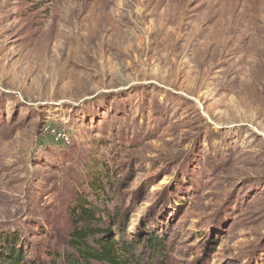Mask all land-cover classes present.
<instances>
[{
  "label": "rangeland",
  "instance_id": "1",
  "mask_svg": "<svg viewBox=\"0 0 264 264\" xmlns=\"http://www.w3.org/2000/svg\"><path fill=\"white\" fill-rule=\"evenodd\" d=\"M81 197L138 264H264V0H0V250Z\"/></svg>",
  "mask_w": 264,
  "mask_h": 264
},
{
  "label": "trees",
  "instance_id": "2",
  "mask_svg": "<svg viewBox=\"0 0 264 264\" xmlns=\"http://www.w3.org/2000/svg\"><path fill=\"white\" fill-rule=\"evenodd\" d=\"M77 204L79 222H84V226L74 232L67 250L54 254L48 261L40 256L27 259L29 255L25 248L10 242L8 237L0 250V264H138L133 241L126 239L120 227L117 233L114 231V227H118L116 215L107 212L108 217H112L113 227L101 228L96 217L100 208L82 197ZM148 247L152 255L149 264H165L164 259L159 263L152 261L157 256H165L166 240L152 235L148 237Z\"/></svg>",
  "mask_w": 264,
  "mask_h": 264
}]
</instances>
